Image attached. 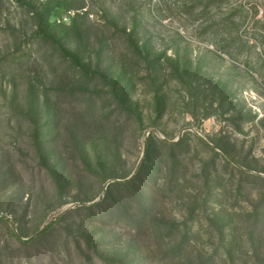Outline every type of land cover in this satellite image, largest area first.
Instances as JSON below:
<instances>
[{"label": "rangeland", "instance_id": "374dc122", "mask_svg": "<svg viewBox=\"0 0 264 264\" xmlns=\"http://www.w3.org/2000/svg\"><path fill=\"white\" fill-rule=\"evenodd\" d=\"M212 1L0 0V264H264V0Z\"/></svg>", "mask_w": 264, "mask_h": 264}, {"label": "trees", "instance_id": "16d2710c", "mask_svg": "<svg viewBox=\"0 0 264 264\" xmlns=\"http://www.w3.org/2000/svg\"><path fill=\"white\" fill-rule=\"evenodd\" d=\"M219 1V0H217ZM216 0H213L212 2H217ZM221 1V0H220ZM63 12H64V6L61 2L57 1L55 2L52 7L49 9L47 16L45 18V21L50 23H63ZM37 36L45 38V39H50L53 42H56V37L51 34L50 32H47L45 30L40 29L37 32ZM62 52L64 53V55L71 57L72 59H76L75 55H71L70 53H68L67 51H65V49H61ZM162 143H165V140H161ZM3 218V217H1ZM6 219V218H5ZM13 235H15V233H13ZM16 236V235H15Z\"/></svg>", "mask_w": 264, "mask_h": 264}]
</instances>
